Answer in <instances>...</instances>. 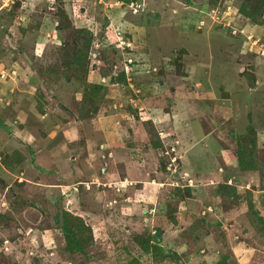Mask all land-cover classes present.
I'll use <instances>...</instances> for the list:
<instances>
[{"label":"rangeland","instance_id":"1","mask_svg":"<svg viewBox=\"0 0 264 264\" xmlns=\"http://www.w3.org/2000/svg\"><path fill=\"white\" fill-rule=\"evenodd\" d=\"M256 1L0 0V264H264Z\"/></svg>","mask_w":264,"mask_h":264},{"label":"trees","instance_id":"2","mask_svg":"<svg viewBox=\"0 0 264 264\" xmlns=\"http://www.w3.org/2000/svg\"><path fill=\"white\" fill-rule=\"evenodd\" d=\"M256 6L257 7H255L251 12H250V10H247L246 7H241L239 9V11L242 13V15L244 17H246V18L252 17L256 21H258L257 18H258V16H260V9L264 6L263 0H257L256 1ZM74 14L81 16L82 13L75 12L74 11ZM62 16H64V15H62ZM86 59H87V52L83 48L82 49L81 48H74L73 49V55H72V57L70 59V64L71 65L74 64V65H76L78 67ZM82 68H83L84 71H86L87 70V65L86 64L85 65L83 64ZM102 74H103V77H107L109 75V71L107 70L106 72H102ZM121 80H126V76H125V73L123 71L120 72L117 76L110 78L111 83H114L115 81L116 82H120ZM92 88L95 90V93H97V91H99V89H102L103 88V85L101 83H98V84L95 83V84L92 85ZM92 115L93 114H91L89 116H92ZM237 158H238V163H239L240 168L243 169V170L248 169L247 166H245V164H244V161H243L244 159H243L242 155L241 154L238 155ZM19 160L20 159H18L17 161H19ZM189 187L190 188H193L191 186H189ZM17 205H20V202L19 201L17 202ZM64 211L65 212H68L67 210H64ZM68 214H70V213L68 212ZM77 216H79V215H77ZM170 218H172L171 221H175L174 216L173 217H170ZM62 230H63V233H64V237H65L66 244L71 245L72 247H74L75 250L76 249L79 250L81 248V244H80L81 241L77 237V235H78L77 229L72 228L71 226L65 224V225H63ZM157 233L156 234H153V235L148 234V236H157L155 238H156V240H158L159 239L158 237L161 235V233L160 232H157ZM149 240L150 239H148L146 242H144L142 244L144 246V248L147 247Z\"/></svg>","mask_w":264,"mask_h":264},{"label":"crops","instance_id":"3","mask_svg":"<svg viewBox=\"0 0 264 264\" xmlns=\"http://www.w3.org/2000/svg\"><path fill=\"white\" fill-rule=\"evenodd\" d=\"M104 136L106 137V134H104ZM104 137L102 136L101 137V139L99 140V141H101L102 139H103ZM99 141H97V149H99V152L101 151V152H103L104 150H105V148L104 149H101V148H99V146H100V144H99ZM114 140L113 139H109L108 140V142H107V146H108V148H106L107 150L104 152V159L106 158V161L107 160H109L108 158H113L114 159V156H115V159L116 158H118V157H121V156H124L125 154H126V151H123V152H120V149H117V152L115 151V149L116 148H120V147H118L117 145H116V142L115 141H117V140H115L114 142H113ZM115 145V146H114ZM114 147V148H113ZM84 148V147H83ZM69 152V151H68ZM30 154H31V151H30ZM65 155V154H64ZM68 154H67V152H66V156H67ZM84 159H85V156L84 157H82V161L84 162ZM81 166H83V167H80L78 164L76 165V166H74L73 168L72 167H69V170H68V168L66 167V171L64 172V173H66V172H69V173H67V174H63V170L64 169H62V172H60V173H57L56 174V178H55V181L56 182H54V183H56V184H54L56 187H52V183H49V182H47V183H44V184H42V185H45L46 186V190L47 191H49L51 194H52V192H51V188H55L56 190H57V192H61V194H59L60 195V198L63 200V197L61 196V195H64V192H66V191H68L70 188H71V184L72 183H68L67 182V179H68V175H73L71 178L72 179H76L77 181H79V178H81L80 176L83 174L82 173V171H81V168L84 170V171H86V172H88L89 171V173H88V175L85 177V179H87L88 178V176L91 174V171H90V169H91V167L88 165V164H86L85 163V165H81ZM105 169V168H104ZM103 172V174H100V175H97V177H95V179H102V178H104V177H106V175H109V172L108 173H106V170H103L102 171ZM59 174V175H58ZM112 174H114V173H112ZM62 175L64 176V180H66V182L67 183H65L62 179H61V177H62ZM46 177V176H45ZM55 177V176H54ZM0 179H1V177H0ZM105 179V178H104ZM125 180V179H124ZM83 182H84V180H82ZM86 181H88V180H85V183H86ZM0 183H1V185H0V192L1 193H3L6 189H7V187L8 186H10V184L8 185H5V183H3V182H1L0 181ZM3 183V184H2ZM123 183V182H122ZM38 184H41V182H38ZM7 186V187H6ZM44 186V187H45ZM65 187H67V189L65 188ZM64 189V190H63ZM64 191V192H63ZM52 198V195L48 198V200L49 199H51ZM46 202H47V199H46ZM50 204V203H49ZM4 212V211H6V209L4 208V205H3V203H1L0 204V212ZM178 209L176 210V214H178ZM175 218V220H176V217H174ZM176 235H178V234H176Z\"/></svg>","mask_w":264,"mask_h":264},{"label":"built area","instance_id":"4","mask_svg":"<svg viewBox=\"0 0 264 264\" xmlns=\"http://www.w3.org/2000/svg\"><path fill=\"white\" fill-rule=\"evenodd\" d=\"M189 186H190V184H189Z\"/></svg>","mask_w":264,"mask_h":264}]
</instances>
